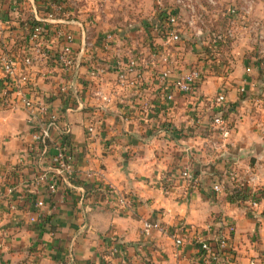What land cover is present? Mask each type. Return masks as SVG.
<instances>
[{"label": "crops", "instance_id": "1", "mask_svg": "<svg viewBox=\"0 0 264 264\" xmlns=\"http://www.w3.org/2000/svg\"><path fill=\"white\" fill-rule=\"evenodd\" d=\"M57 1L68 11L64 25H59L74 36L75 69L69 74L45 63L32 65L27 69L31 83L24 91L55 115L54 123L48 125L50 137L44 150L33 153L29 147L36 123L45 117L20 104L0 109V236L5 234L0 264H93L102 260L107 264H206L198 256L196 239H206L219 221L234 227L235 257L207 264H264V199L252 208L236 206L222 187L218 192L211 190L205 174L209 164L224 173L231 161L249 188L264 187V55L248 54L251 34L243 31L233 37V47L236 50L238 45L240 54L220 52L219 57L226 58L232 68L225 81L210 74L216 86L222 83L233 106L229 115L233 129L222 139L206 129L204 110L190 116L180 97L168 105L159 101V86L149 75L163 66L158 67V56L149 48L151 40L162 46L150 32V22L158 19L159 9H174L179 16L180 10H188L191 15L184 20L194 28L196 18L191 11L200 1V7L220 26L222 0H125L120 8L126 17L118 24L101 18L105 0H0V54L19 46L29 22L43 17ZM231 2L242 14L243 20H235L238 29L253 28L255 15L264 13V0ZM109 35L112 40L106 48L104 40ZM90 55L105 67L116 60L125 63L130 57L145 64L147 83L138 91L154 98L152 113L140 114L137 91L119 80L116 69L108 68L100 79L91 80L86 70ZM154 65L157 69H152ZM238 88H244L245 95ZM92 118L101 123V132L89 144L85 127ZM165 119L175 133L160 128ZM63 130L79 150L74 167L82 185L60 182L50 197L47 182L37 181V176L52 173L51 158ZM206 147L220 152L214 162L207 161ZM185 168L201 177L198 189L185 188L179 176ZM86 172L97 173L98 180L92 177L85 182ZM101 182L114 193L133 196V208L120 210L103 203L95 188ZM40 199L45 205L38 208L35 202ZM145 218L171 231L181 224L189 227L185 245L176 248L170 234L158 230L144 236L141 221ZM113 249L118 252L112 253Z\"/></svg>", "mask_w": 264, "mask_h": 264}, {"label": "built area", "instance_id": "2", "mask_svg": "<svg viewBox=\"0 0 264 264\" xmlns=\"http://www.w3.org/2000/svg\"><path fill=\"white\" fill-rule=\"evenodd\" d=\"M167 11V18L165 22L157 19L150 22L151 38L158 37L163 45L169 46L175 44L179 39L175 33V27L178 24L179 15L174 9H159ZM67 10L62 3H52L47 9L46 14L43 17H34L27 28L29 33L25 34L22 38V42L19 46H14L13 49L6 50L0 54V71L2 76L0 77V109L12 108L16 104H20L25 109L29 110L34 115L40 118L45 117L43 122H38L35 125L32 135V144L29 147V151L36 153L44 150L41 148V144L45 139H49V124H53L55 121V115L51 109L44 105L40 100L34 96H26L24 91L30 86V74L27 69L35 64L45 63L47 67L58 68L64 73H71L75 69V51H74V36L66 28L60 26L64 25L63 19L68 18ZM1 28V27H0ZM221 36H217L216 39H220ZM111 36H106L104 40V46L108 48L111 43ZM154 41L151 40L150 51L152 55L160 53V59L163 66L159 69L154 67V73L149 74L150 77L157 81L158 89L160 91L159 101L164 105H168L174 102L176 95H194L200 81V71L197 69H191L189 71H178L169 61V53L165 49L157 50L153 49ZM165 52V54H164ZM146 65L137 61L134 57H130L125 63L116 60L110 66H102L96 61L94 55H90L86 62L87 74L91 80L100 79L108 68L116 69L119 80L130 89L136 90L138 98L140 100L138 109L142 116H149L152 113L154 107L152 102L148 103L145 100L144 94L138 91L143 85L147 83V74L144 67ZM241 90H244L241 88ZM12 95H15L13 98ZM104 101H107L106 97H103ZM143 101V102H142ZM202 107L205 111L213 110L212 116L208 125L210 134H216L222 139H227L233 126L229 119L223 117L225 111L231 109L229 101L226 99L224 93H219L213 96L203 97L201 99ZM86 141L87 143H93L94 139L98 137L101 132V123L96 122L95 119H90L86 127ZM66 131L60 132V142L57 145V153L51 158L52 173H41L37 176V181H46V189L48 195L51 197L57 192V187L60 182L67 185H73V181L76 180L78 174L75 170L76 157L79 154V150L71 141L63 135ZM97 173H85L87 179L92 177L98 180ZM181 179L184 182L187 190H196L200 186L199 177H195L193 173L188 169H183L181 173ZM230 180L238 182L237 188L240 189L241 180L237 177L236 173L232 171L230 173ZM99 195L103 200V203L116 207L120 210H129L135 205V198L129 195H122L114 193L111 187L103 184L102 182L95 186ZM214 191L221 190L220 185H214ZM249 207H254L258 204L256 200H247ZM45 205V201L40 199L35 202V206L41 208ZM222 224L223 230L220 235V248L231 249V240L235 233L233 225L224 221H219ZM154 230L162 231L170 234L173 240V244L176 248H180L185 245L190 233V228L186 225H178L173 231L157 221H151L148 218L141 221V232L144 236H148ZM5 238V234L1 233L0 245ZM198 242V250L203 251L208 258L210 254V246L205 239H196ZM118 252L117 249H113L112 253ZM222 257L225 261L230 260V255L223 253ZM210 262L218 261L221 257L214 256ZM93 264H107L105 260L95 262Z\"/></svg>", "mask_w": 264, "mask_h": 264}, {"label": "rangeland", "instance_id": "3", "mask_svg": "<svg viewBox=\"0 0 264 264\" xmlns=\"http://www.w3.org/2000/svg\"><path fill=\"white\" fill-rule=\"evenodd\" d=\"M65 1L67 2L70 0ZM99 1L104 2V0ZM123 1L125 2V0H105V4L103 7H106V9L102 7V11L99 12L101 14V18L103 20L111 19L115 24L123 23L125 19L124 17H126V13L122 11L123 8H120L123 7V4H121V2L123 3ZM198 1L199 0H197L196 2ZM231 1L222 0L221 6L219 5V9L221 8L222 10V13L219 14L221 17L219 22V24H221V27L219 25L217 26L213 22L215 17H213L211 13H206L205 10L200 7L199 1L198 4H195V9H193L192 11L189 10L193 12L192 14H194L196 18L194 28L190 26L186 20H184L186 16L188 17L189 15H191L187 12L188 10H180L181 15L178 18V24L176 25L174 30L179 37L177 42L169 46H160L158 44H153V49L157 50V52L159 51L158 47L167 50V52L169 53V61L171 60L170 63H172L173 60H176L177 66H179L180 71L197 69L200 71V73H202V82L201 84H199L194 95H176L177 97H180L181 101L186 103V111L190 114V116L192 114H199L204 110L202 104L200 103L203 97L213 96L223 92L224 89H222V83L216 86L215 82H217V80L209 78L211 77L210 74L212 73H216V76L221 77L222 81H225V79L230 76L232 70L231 64L228 62V60H226V58H224L225 63L219 61V59H221L219 57V51L221 52L225 50H232L234 51V55L236 53L240 54L239 52H237L239 46H236V50L234 48V36H241L243 31H246V33H250L253 41L250 44L251 47L248 54L256 56L264 55V13H257V15H255V25H253V28H250L249 30L238 29L235 27V20H243V18H241V12H239V10ZM71 3L72 2H70L69 4L72 6ZM187 9L189 8L187 7ZM221 35L224 37V41H220L219 39L215 40L217 36ZM246 45L247 44H245V46ZM243 49L244 48H242V50ZM160 55L161 54L158 53V67L162 65ZM237 92L240 95H245V90H239L238 88ZM153 99L154 98H151L150 96L145 98V100H148V103L152 102ZM165 114L166 116L164 117L170 119L169 113ZM206 148L207 149L205 156L207 158V161L214 162L215 155L219 154L220 152L218 151L217 153L215 148ZM229 162V170L232 169V171H236V168L233 167L231 161ZM190 171L193 172L192 170Z\"/></svg>", "mask_w": 264, "mask_h": 264}, {"label": "trees", "instance_id": "4", "mask_svg": "<svg viewBox=\"0 0 264 264\" xmlns=\"http://www.w3.org/2000/svg\"><path fill=\"white\" fill-rule=\"evenodd\" d=\"M49 1H54V0H45V2H49ZM58 2V1H57ZM60 3V2H58ZM168 10H170V8H168ZM167 14V11L165 10H159L158 11V19L162 20L163 22H165V18H167V16L165 15ZM26 34L29 33L30 30H28V28L25 29ZM217 40V39H215ZM220 41H224V37L221 35V38L219 39ZM220 53V51H219ZM219 61L225 63L224 59H219ZM212 74H216V73H212ZM202 73H200V81L199 84H201L202 82ZM199 86V85H198ZM229 105L231 107V109L229 111H225L223 113V117L225 119H229V115L233 110V106L232 103L229 102ZM212 112L213 110H209L206 111L207 115L205 114L206 119H207V125H206V129L208 130V125L212 116ZM54 123V122H53ZM160 128L162 130H164L165 132H169L171 134L175 133V128L173 127L172 123L169 120H163L160 123ZM209 132V130H208ZM64 138H68L67 134L63 135ZM48 140L45 139L43 141V143L41 144V148H45L47 145ZM225 169L224 170V178H221V172L214 170V165L210 166L208 170H206L205 174H207L206 180L209 184V187L211 188L212 191H214L213 187L214 185H221L222 187V191L224 192L225 197L228 199V201L232 204H235L236 206L239 207H245L248 208L249 206L247 205V200H256L257 202H260V200L264 199V187H256L254 189L249 188L244 182H241V186L240 189L237 188V185L239 184L238 182L234 181V180H230V173L232 172V169H230V163H226L225 165ZM183 171V170H182ZM182 171H180L179 176L181 177V173ZM235 172V171H234ZM193 175L195 177H199V174L196 172H192ZM236 173V172H235ZM238 177V176H237ZM79 176H77L76 180L73 181V185H82V182L79 181ZM89 179L85 178L84 181L87 182ZM223 180V182L221 181ZM216 192V191H214ZM152 221V220H151ZM223 230V226L222 224H219V222H217L214 226L211 227L210 229V233L209 236L206 237L205 241L209 244L210 246V254L208 255V258L206 257V254L201 251L198 250V256L202 257V259L204 260V262L207 264V262L209 263L210 261L213 260L212 257L219 256L222 257L223 253H227L228 255H230V260H233L234 256V251H232L231 249H221L220 248V235L222 233ZM198 246V245H197ZM199 264V263H197Z\"/></svg>", "mask_w": 264, "mask_h": 264}]
</instances>
